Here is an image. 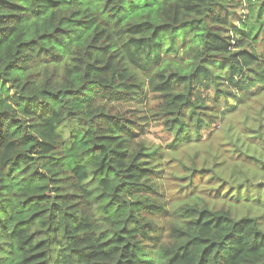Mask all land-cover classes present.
Instances as JSON below:
<instances>
[{
	"label": "trees",
	"instance_id": "obj_1",
	"mask_svg": "<svg viewBox=\"0 0 264 264\" xmlns=\"http://www.w3.org/2000/svg\"><path fill=\"white\" fill-rule=\"evenodd\" d=\"M0 264H264V0H0Z\"/></svg>",
	"mask_w": 264,
	"mask_h": 264
},
{
	"label": "rangeland",
	"instance_id": "obj_2",
	"mask_svg": "<svg viewBox=\"0 0 264 264\" xmlns=\"http://www.w3.org/2000/svg\"><path fill=\"white\" fill-rule=\"evenodd\" d=\"M168 173H169V171L167 170L166 172H165V178H166V176L168 175ZM206 179V178H205ZM205 179L203 180V181H205ZM168 187V186H167Z\"/></svg>",
	"mask_w": 264,
	"mask_h": 264
}]
</instances>
